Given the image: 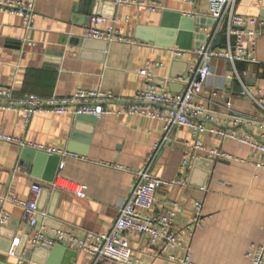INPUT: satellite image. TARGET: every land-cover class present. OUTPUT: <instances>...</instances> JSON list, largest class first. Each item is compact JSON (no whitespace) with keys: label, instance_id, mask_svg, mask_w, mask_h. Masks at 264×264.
I'll list each match as a JSON object with an SVG mask.
<instances>
[{"label":"crops","instance_id":"crops-1","mask_svg":"<svg viewBox=\"0 0 264 264\" xmlns=\"http://www.w3.org/2000/svg\"><path fill=\"white\" fill-rule=\"evenodd\" d=\"M80 1L35 0L29 29L18 16L0 11V85L10 88L15 99L26 95L66 98L85 90L109 92L128 101L144 87L140 71L145 69L152 73L151 84L157 89L172 94L183 91L180 79L199 64L193 50L205 41L202 29L213 27L205 3L163 1L151 12L144 6L127 5L126 0H91L100 3L91 12L107 20L102 27L114 26L117 31V40L103 44L84 41L90 17L79 14ZM235 12L264 22V0H236ZM195 20L198 24L194 23L196 38L191 50L180 48L177 41L189 45L182 22L187 28L189 21ZM171 41L175 44L168 47ZM215 48H224V43H215ZM176 51L181 54L176 55ZM255 60L234 65L213 60L196 101L212 114L213 121L201 120L207 127L264 144V130L254 123L264 122V109L242 94L246 90L256 98L264 97V27L256 39ZM235 72L241 81L230 78ZM0 135L77 156L50 158L0 141V196L27 200L31 185L38 184L42 188L38 226L60 228L83 239L110 229L136 173L159 143L163 123L123 112L97 119L38 114L27 121L21 109L0 110ZM198 139L204 149L222 150L233 159L213 161L198 153L197 165L194 163L188 173L189 185L157 194L155 208L175 209L180 228L189 224L195 201H201L203 223L191 236L183 237L182 247L164 251L136 234L130 235L133 256L141 264H178L176 260L183 259L187 250L192 264H251L255 249L264 248V152L230 136L204 132ZM193 142L191 128L176 129L156 159L152 175L179 177L187 145ZM59 177L84 185L85 197L54 187ZM4 207L10 219L0 228V264H37L29 258L33 250L28 239L33 229L22 222L21 208L9 202ZM14 239L19 243L15 256H10ZM65 248L76 253L71 264L90 263L88 253ZM54 262L68 264L61 255Z\"/></svg>","mask_w":264,"mask_h":264},{"label":"built area","instance_id":"built-area-1","mask_svg":"<svg viewBox=\"0 0 264 264\" xmlns=\"http://www.w3.org/2000/svg\"><path fill=\"white\" fill-rule=\"evenodd\" d=\"M172 1L195 5L203 2L207 6L209 17L213 20L212 29L203 28L204 43L193 52L199 57L198 66L182 79L184 89L180 94H172L165 89H157L152 81V73L148 70L140 71L144 78V87L136 93L131 100H121L109 92L103 91H76L66 98L50 97L47 99L35 95H26L15 99L12 90L0 85V110L21 109L29 121L38 114H70L73 117L85 116L100 118L123 112L129 115H139L152 119H159L163 123V135L145 162L136 173L135 183L123 204L118 208L116 217L110 229L104 234L88 235L83 239L72 232L60 228L38 226V203L42 188L38 184L30 187V198L27 200L12 199L0 196V226L8 224L10 216L4 205L9 202L22 210V222L33 229L28 242L32 250H50L56 245L70 247L76 251H84L91 257L89 264H141L133 256V249L129 236L136 234L144 238L149 244L159 245L161 251L175 246H183L184 236H191L202 226L203 203L195 201L194 212L189 224L183 228L176 226V210L166 209L159 211L155 208L156 196L159 192L171 187H187L189 185L188 173L198 160V153H204L213 161L231 160L232 155L219 149L206 150L198 137L204 132L230 136L239 143L252 149L264 152V144L250 137H235L214 126L207 127L201 120L211 122V112L200 105L196 99L199 97L210 76V63L213 60H226L234 65L236 62L254 63L256 39L264 22L257 19L242 17L235 12L236 0H126L127 5L144 6L148 11H155L161 2ZM0 11L18 16L22 26L29 29L35 15V0H0ZM106 19L99 16L90 17V25L84 37L111 42L118 39L114 26L103 28ZM221 36L224 48H215L217 38ZM176 55L181 52L176 51ZM158 66L157 64H155ZM150 66V64H148ZM246 76V73H243ZM241 81L235 72L230 76ZM253 102L264 109V97L256 98L248 91H243ZM117 106V108H112ZM158 107L162 108L158 110ZM238 120L236 119L235 122ZM255 126L264 130V122H254ZM180 127H189L193 131L194 142L187 145L182 163L180 176L174 179H161L152 175V169L162 148L171 142L174 131ZM0 141L15 144L20 148L33 149L48 156H58L61 159L77 157L64 150L54 147H45L33 144L24 139L0 135ZM63 162L60 164L62 168ZM54 187L74 194L78 198L85 197V186L73 183L70 180L58 178ZM19 239H14L9 251L15 256V248ZM172 260H175L172 258ZM178 264H192L188 250L183 259H177ZM251 264H264V248L255 249Z\"/></svg>","mask_w":264,"mask_h":264},{"label":"water","instance_id":"water-1","mask_svg":"<svg viewBox=\"0 0 264 264\" xmlns=\"http://www.w3.org/2000/svg\"><path fill=\"white\" fill-rule=\"evenodd\" d=\"M115 8V4L113 3L112 4ZM100 6V3L99 1H91V0H81L80 1V6H79V14H81L84 18L88 19L89 17L91 16H96L98 13H96V11L93 13V11L91 12V9L92 8H96V7H99ZM190 23V26L187 27V28H184L183 27V22H182V26H181V30L187 34L188 38H189V45L186 46V45H182L180 44L178 41H177V44L179 46H181L180 48H183L185 50H191V47H192V43H193V40L196 38V35H195V31H194V23L195 24H198V21L195 20V21H189ZM180 24V23H179ZM184 28V29H183ZM174 34V32H173ZM205 37H203L204 39ZM221 36H219L216 40V45H218L220 42H221ZM84 41L85 42H99V43H103V44H106L107 42H104V41H99V40H93V39H89V38H85L84 37ZM156 44H159V41H157ZM175 44V42L171 41L168 45V47H173ZM167 46V45H166ZM195 46V45H194ZM199 47V46H198ZM197 47V48H198ZM184 89V84H182V90ZM79 117H85V116H79ZM78 117V118H79ZM92 118V117H91ZM43 155L45 156H48L47 154L45 153H42ZM50 158H53V157H58V156H48ZM197 162V161H196ZM195 162V167L197 165V163ZM53 181V179H52ZM42 194V192H41ZM41 197V196H40ZM3 226H0V228H2ZM61 255V257H63V259H65L67 261L68 264H71L70 263V259L71 257H75L76 253L66 249L63 245H56L54 246V248L52 249L51 252H48V250H44V249H35L31 252V255L29 253V258L32 262L34 263H37V264H56V262H54V259L55 257H59ZM64 255V256H63ZM28 258V259H29ZM58 259V258H57Z\"/></svg>","mask_w":264,"mask_h":264}]
</instances>
